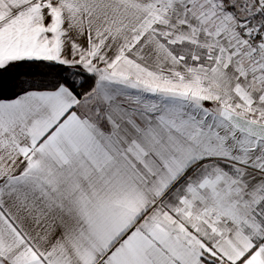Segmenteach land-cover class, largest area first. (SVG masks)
<instances>
[{
	"label": "snow or ice",
	"instance_id": "1",
	"mask_svg": "<svg viewBox=\"0 0 264 264\" xmlns=\"http://www.w3.org/2000/svg\"><path fill=\"white\" fill-rule=\"evenodd\" d=\"M0 264H264V0H0Z\"/></svg>",
	"mask_w": 264,
	"mask_h": 264
}]
</instances>
